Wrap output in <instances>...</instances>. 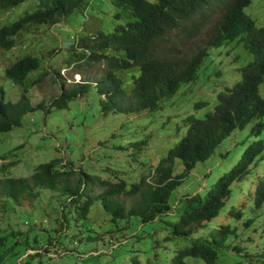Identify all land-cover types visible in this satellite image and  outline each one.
I'll use <instances>...</instances> for the list:
<instances>
[{"label":"trees","instance_id":"1","mask_svg":"<svg viewBox=\"0 0 264 264\" xmlns=\"http://www.w3.org/2000/svg\"><path fill=\"white\" fill-rule=\"evenodd\" d=\"M24 1L0 0V9L10 10ZM110 2L117 10L114 17L127 16L128 20L116 23L108 32L96 30L79 36L75 44L79 50L70 46L73 50L65 60L67 64H74L77 71L80 66L102 64L100 76L93 80L85 78L68 87L61 86L47 104L39 102L32 105L28 91L48 76L49 69L42 68L43 71L32 76L41 67L39 57L31 53L15 57L4 69L3 76L16 83L21 93L15 101H11L4 98L0 89V132L21 126L26 113L43 110L47 115L52 108H66L71 100L90 91L99 96L98 104L104 115L111 111H158L183 84L197 81L199 69L211 48L228 46L233 42L234 46L242 44L250 59L236 68L239 79L217 91L212 110H207L203 116L187 114L182 118L185 133L160 158L152 171L142 174L129 188L122 179L117 182L99 180V187H88L85 183L89 174L82 168L73 169L71 162L63 163V169L57 168L56 164L63 161L61 157L38 162L28 175H13L9 169L17 161H4L10 152L1 153L0 200L4 206L7 204L12 208L24 200L32 201L39 196L40 189H47L59 193L62 206L73 205L72 212L79 221L88 215L94 200L111 216L112 222L132 215L139 216L144 223L158 220L170 210L171 194L195 164L209 158L233 130L243 129L251 121H254L250 128L252 134H258L264 128V98L259 91L264 82V24L257 26L255 20L245 13L244 8L251 0ZM86 6L85 0H35L30 10L0 25V49L11 50L16 38L24 32L83 13ZM201 32L204 39L202 47L197 45L181 51L179 43L182 39L188 45L196 41ZM127 75L129 79L125 78ZM205 104L204 101H196L193 106L199 108ZM22 146L18 144L12 150ZM263 151L264 139L252 140L244 147L238 161L219 175L203 193L196 192L179 199L178 207L174 209L177 218L169 221L171 233L188 238L189 244L174 253L172 264H188L185 261L187 257L201 258L205 264H216L214 239L196 236L195 232L219 214L231 194V185L252 171L257 161L263 158ZM176 160L183 169L173 175ZM120 196L131 199L133 203L129 208H125L119 200ZM252 198L254 207L263 206L264 173L256 174ZM227 213L240 218L242 209L232 207ZM67 214L61 213L64 228H68L70 223ZM244 223L249 226L250 219ZM17 227L10 226V232L0 234V248H5V254H0V264H16L12 262V257L23 253V244L17 238L20 233ZM229 232H233V228L228 224L221 225L222 238ZM47 242L51 246L56 244L51 238ZM24 264H31V260Z\"/></svg>","mask_w":264,"mask_h":264},{"label":"rangeland","instance_id":"2","mask_svg":"<svg viewBox=\"0 0 264 264\" xmlns=\"http://www.w3.org/2000/svg\"><path fill=\"white\" fill-rule=\"evenodd\" d=\"M85 1L87 6L83 13L61 19L53 25H39L16 38L11 50L0 49V89L6 100L15 101L21 89L5 78L3 71L15 57L27 53L38 56L41 62L40 69L32 76L43 71L42 68L49 69L48 76L28 91L32 105L39 102L47 104L61 86L68 87L85 78L93 80L100 76L102 64L80 66L78 71L74 64H67V55L73 50L70 46L79 50L75 46L79 36L96 30L111 31L116 23H123L128 17L116 19L114 14L117 10L110 0ZM34 2L25 0L10 10L0 9V25L30 10ZM244 11L257 26L264 24V0H251ZM201 34L192 41L193 45L192 42L187 45V41L182 39L179 43L181 51L197 45L202 47L204 39ZM234 45L233 42L228 46L211 48L199 69L197 81L183 84L158 111H111L104 115L98 104L99 96L90 91L71 100L66 108H52L47 115L43 110L26 113L21 126L0 132V154L10 152L4 161H17L9 169L13 175H28L38 162L61 157L63 161L56 164L57 168L63 169L65 162H71L73 169L82 168L89 174L84 182L88 187H99V180L117 182L122 179L129 188L142 174L152 171L185 133L183 117L187 114L203 116L207 110H212L217 91L239 79L236 68L247 62L250 55L242 44ZM125 78L129 79V76ZM259 91L264 98V82ZM196 101L206 104L195 108L193 104ZM253 123L251 121L243 129L233 130L209 158L195 164L171 194L170 210L158 220L144 223L139 216L132 215L112 222L111 216L94 200L88 215L79 221L72 212L73 205L62 206L59 193L47 189H40L39 196L32 201L24 200L12 208L7 204L4 206L0 200V234L5 235L10 232V226L16 225L20 232L17 238L24 245L21 244L24 248L22 255L12 257V262L172 264L174 253L189 244L188 238L171 233L169 221L177 218L174 209L178 207L179 199L196 192L203 193L238 161L249 142L264 139V128L258 134L250 132ZM18 144L23 146L12 150ZM262 157L246 177L231 185V194L219 214L195 232L196 236L214 239L216 264H264V204L260 208L254 207L252 198L256 174L264 173V151ZM182 169V164L176 160L173 175ZM113 199L111 201L114 202ZM119 200L126 209L133 203L129 197L120 196ZM232 207H241L240 218L228 215ZM62 211L68 212V228L61 225L64 222ZM10 212L14 213L13 217ZM247 219H250L249 226L244 223ZM226 224L233 228V232L222 238L221 225ZM48 238L54 239L57 245L51 246ZM0 254H5L4 247L0 248ZM185 261L188 264H205L201 258L187 257Z\"/></svg>","mask_w":264,"mask_h":264}]
</instances>
